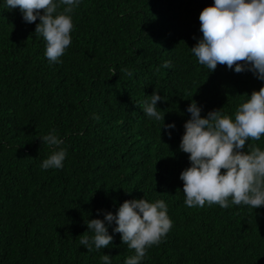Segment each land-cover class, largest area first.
Listing matches in <instances>:
<instances>
[{
	"label": "trees",
	"instance_id": "trees-1",
	"mask_svg": "<svg viewBox=\"0 0 264 264\" xmlns=\"http://www.w3.org/2000/svg\"><path fill=\"white\" fill-rule=\"evenodd\" d=\"M212 4L81 0L70 14L72 43L50 63L35 23L0 0V264H103V255L124 264L134 250L114 224L107 248L88 252L79 236L103 219L97 210L115 214L143 198L165 202L172 228L141 264H264V206L184 204L179 176L190 163L179 144L190 100L202 117L222 108L234 118L245 94L264 86L251 72H210L191 53L199 14ZM154 91L163 123L175 124L171 138L143 113ZM52 129L67 154L61 169L44 170L53 149L42 138ZM251 145L264 150V136L245 151Z\"/></svg>",
	"mask_w": 264,
	"mask_h": 264
},
{
	"label": "clouds",
	"instance_id": "clouds-1",
	"mask_svg": "<svg viewBox=\"0 0 264 264\" xmlns=\"http://www.w3.org/2000/svg\"><path fill=\"white\" fill-rule=\"evenodd\" d=\"M5 3L8 9H19L25 23H35V34L45 41L47 60L61 62L72 43L74 25L70 14L81 0H5ZM198 19L202 38L190 51L201 65L210 72L218 65L237 74L251 72L257 80L264 81V0H213ZM162 67L170 68L171 62L166 61ZM110 71L116 75L114 68ZM122 71L132 76L128 69ZM245 96L248 99L236 109L234 118L223 115L222 108L202 117V107L190 100L186 108L190 119L183 125L179 144V151L187 154L190 163L179 176L187 207L202 208L207 204L228 208L230 203L252 209L264 206V150L251 145L245 151L250 140L259 141L264 136V86ZM158 101H162L161 95L154 91L144 102L143 113L161 121V128L171 138L169 129H174L175 124L163 123L166 111L158 110ZM42 142L53 151L43 160L41 168L61 169L67 154L60 148L63 139L52 129ZM167 213L163 200H126L115 214L97 210L103 219L88 220V230L79 236V243L88 252L93 246L97 250L109 247L113 235H109L108 226L114 224L113 234L118 233L121 243L134 250L124 264H141L147 249L162 243L171 230L172 221ZM102 261L111 264V257L103 255Z\"/></svg>",
	"mask_w": 264,
	"mask_h": 264
}]
</instances>
